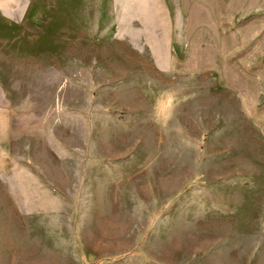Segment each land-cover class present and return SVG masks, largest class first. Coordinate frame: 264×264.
I'll return each mask as SVG.
<instances>
[{"label": "rangeland", "instance_id": "rangeland-1", "mask_svg": "<svg viewBox=\"0 0 264 264\" xmlns=\"http://www.w3.org/2000/svg\"><path fill=\"white\" fill-rule=\"evenodd\" d=\"M264 264V0H0V264Z\"/></svg>", "mask_w": 264, "mask_h": 264}, {"label": "crops", "instance_id": "crops-1", "mask_svg": "<svg viewBox=\"0 0 264 264\" xmlns=\"http://www.w3.org/2000/svg\"><path fill=\"white\" fill-rule=\"evenodd\" d=\"M248 264V263H247ZM252 264H253V262H252Z\"/></svg>", "mask_w": 264, "mask_h": 264}]
</instances>
